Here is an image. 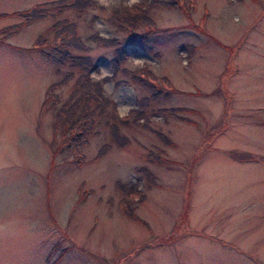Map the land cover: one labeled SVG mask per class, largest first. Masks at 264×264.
Wrapping results in <instances>:
<instances>
[{"label": "rangeland", "instance_id": "obj_1", "mask_svg": "<svg viewBox=\"0 0 264 264\" xmlns=\"http://www.w3.org/2000/svg\"><path fill=\"white\" fill-rule=\"evenodd\" d=\"M0 264H264V0H0Z\"/></svg>", "mask_w": 264, "mask_h": 264}]
</instances>
